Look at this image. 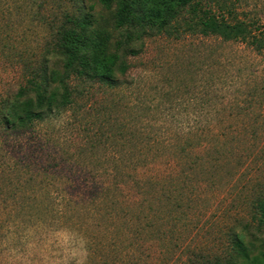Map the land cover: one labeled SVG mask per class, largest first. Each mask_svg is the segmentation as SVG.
<instances>
[{
    "label": "rangeland",
    "instance_id": "rangeland-1",
    "mask_svg": "<svg viewBox=\"0 0 264 264\" xmlns=\"http://www.w3.org/2000/svg\"><path fill=\"white\" fill-rule=\"evenodd\" d=\"M51 1L0 0L3 97L16 92L19 62L50 44L47 21L61 18ZM228 1L264 32V0ZM61 7L88 16L91 42L114 51L115 5ZM171 24L135 42L115 87L73 79L68 108L29 130L0 126V264L224 262L238 233L264 259V235L241 231L264 189V57L181 17ZM49 65L61 69V57ZM169 173L173 184L155 193L148 184Z\"/></svg>",
    "mask_w": 264,
    "mask_h": 264
},
{
    "label": "trees",
    "instance_id": "trees-1",
    "mask_svg": "<svg viewBox=\"0 0 264 264\" xmlns=\"http://www.w3.org/2000/svg\"><path fill=\"white\" fill-rule=\"evenodd\" d=\"M79 2L82 0L51 1V9L59 8L61 18L47 21L53 35L39 59L19 62L20 82L13 97L0 95L1 127L15 131L29 130L36 122H43L54 113L68 108L73 102V79L90 78L107 87H115L116 74L124 76L129 72L130 64L126 57L138 54L132 47L135 42L148 36L150 31L170 35L173 33L171 23L180 17L189 29H196L201 35L215 36L227 43H243L264 57V32L259 31L255 22L239 20L228 0H97L105 9L116 7L114 20L119 38L113 52L107 51L102 41L91 42L88 31L93 22L88 16L72 14L68 7H61L67 4L76 7ZM178 26L176 22L174 28ZM90 49L91 54L88 55ZM54 55L62 59L59 70L49 65L50 57ZM169 175L165 184L156 176L154 182L148 185L155 193L169 189L174 174ZM139 183L136 182L135 188ZM183 203L181 191L174 204L180 207ZM251 208V223L244 225L241 231L250 234L252 228L264 235V189L253 200ZM227 251V261L223 262L219 257L207 261L202 256H195L191 264H264V259L250 258L242 233L231 235Z\"/></svg>",
    "mask_w": 264,
    "mask_h": 264
}]
</instances>
